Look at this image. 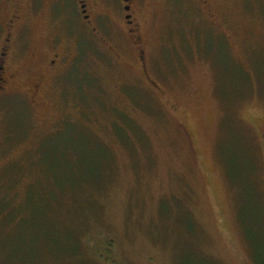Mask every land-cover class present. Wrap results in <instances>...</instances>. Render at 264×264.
<instances>
[{
  "label": "rangeland",
  "instance_id": "1",
  "mask_svg": "<svg viewBox=\"0 0 264 264\" xmlns=\"http://www.w3.org/2000/svg\"><path fill=\"white\" fill-rule=\"evenodd\" d=\"M134 3L138 47L117 16L108 45L71 26L75 68L46 106L13 64L0 264H264V0H209L210 19Z\"/></svg>",
  "mask_w": 264,
  "mask_h": 264
},
{
  "label": "flooded vegetation",
  "instance_id": "2",
  "mask_svg": "<svg viewBox=\"0 0 264 264\" xmlns=\"http://www.w3.org/2000/svg\"><path fill=\"white\" fill-rule=\"evenodd\" d=\"M196 2L210 19L209 0ZM134 7V0H0V95L20 72L13 64L24 59L30 77L23 91L29 104L46 106L48 101L42 100L45 84L52 88L60 76L75 68L77 56L70 52L76 48L71 44V26L76 22L87 35L94 34L99 43L108 45V36L119 32L117 16L138 47L140 30ZM134 53L143 60L140 50L135 48ZM117 57L122 59L120 54Z\"/></svg>",
  "mask_w": 264,
  "mask_h": 264
},
{
  "label": "trees",
  "instance_id": "3",
  "mask_svg": "<svg viewBox=\"0 0 264 264\" xmlns=\"http://www.w3.org/2000/svg\"><path fill=\"white\" fill-rule=\"evenodd\" d=\"M75 252H78V250H77V251H75ZM44 260L46 261V258H44Z\"/></svg>",
  "mask_w": 264,
  "mask_h": 264
}]
</instances>
